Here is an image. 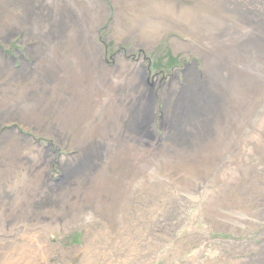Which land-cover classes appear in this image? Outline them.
I'll return each mask as SVG.
<instances>
[{"label":"rangeland","instance_id":"obj_1","mask_svg":"<svg viewBox=\"0 0 264 264\" xmlns=\"http://www.w3.org/2000/svg\"><path fill=\"white\" fill-rule=\"evenodd\" d=\"M37 1L49 8L44 25L73 15L56 49L19 27L2 39L13 18L0 13L1 60L28 73L24 83L0 76V104L13 111L0 121V264H264V36L240 15L259 1ZM150 7L202 11L218 27L191 36L155 14L166 25L156 41L118 42L124 17ZM78 29L102 51L92 72L78 64ZM189 69L205 100L197 121L187 113L174 126ZM140 70L154 97L148 130ZM43 74L63 107L25 101L40 96Z\"/></svg>","mask_w":264,"mask_h":264},{"label":"bare ground","instance_id":"obj_2","mask_svg":"<svg viewBox=\"0 0 264 264\" xmlns=\"http://www.w3.org/2000/svg\"><path fill=\"white\" fill-rule=\"evenodd\" d=\"M258 1L259 2L258 5H256V8L251 7L249 5H243L244 12H241L240 15L244 16V18L246 19H250V17L253 16L256 17L255 21L253 20L255 26L254 30L259 35L264 36V20H261L259 14L256 12L258 11L262 13L257 8L259 7V3L261 4V7H264V0H258ZM209 2L216 4L218 3V0H210ZM223 2H227V0H223ZM0 3H1L0 13L5 15L6 14L10 15L13 18V21H7L8 22L6 26L7 30L1 33L2 39H7L14 30V28L19 27V29L24 30L25 32L24 37H36L42 35V37L44 36L43 38H45L46 43L49 44L54 43V45L56 44L55 45L56 49H60L64 46L65 41H62V37L65 33L64 32L65 27L62 24V21L63 20L68 21L70 19V17L73 15L71 11L69 10H66L65 12L59 11L60 16L58 17V19H55L56 20L55 22L51 23V21H48L46 22L47 25H44L45 16L49 17L48 14L49 8H47V5L45 3L38 2L37 0H0ZM153 8L154 7H150L149 8L150 10L147 11L145 10L147 15L141 13V14H134L133 17H129V18L124 17L123 26L122 25L117 26L116 35H115L117 41L120 42L123 40L126 41L128 39H131L134 40V42L137 45H142V46L156 41L158 39V33L164 31L166 25L162 21L155 20L154 17H151L155 14L171 18V20H174V22L176 21L177 23L180 24L184 23L185 26L187 27L188 33L191 36H196V34H200L202 31L208 29L209 27H216V28L218 27V24L212 19L208 18L202 11L195 12L192 14L190 13L187 14L186 11L182 10L180 12H174V14H172L168 10V8H161V7L154 9ZM224 8L225 7H223V9L219 8V11L225 12L226 10ZM234 8L236 7L234 6ZM39 13L44 15L42 20L39 17H37L41 15ZM34 24L36 26H33ZM42 28L44 31L41 33ZM76 33L77 36L73 42V48L78 50L81 56L79 60L80 63L78 64L80 65L82 64L81 66L85 67L86 71L92 72L93 68L90 61L91 60L93 61L97 58L96 59L97 67H101V62H102V59L100 58L102 57L101 49L95 43H92L91 45L90 43H87L86 40L84 39V35L81 30L78 29ZM86 46L89 47V50L86 49ZM261 51H263V48ZM5 56L6 55L3 56L2 60L0 57V76L4 77L5 75H8L9 78L11 77H13L14 79L19 78V82L24 83L28 73L24 72L22 68L20 70L13 69L12 64H10V61H8V59H6ZM120 63L118 64L120 65ZM209 73L214 77L219 76L216 73V69L214 68H210ZM137 74H139L137 76V78H139L138 82L141 85L146 86L145 93H141L140 95V99L143 101H142V107L140 106L141 116L139 123L140 124L143 123V125H145L146 129L148 130V128L150 129V127H148V125L146 124L148 123V121H150V118L152 116V106H153L154 97L152 91L150 90V88H148V85L145 83L144 71L141 72L137 71ZM42 77L44 81L38 80L37 83H42L43 88L33 90V91H38L40 93V96L27 97L25 98V101H27L31 106H38L42 103H48L49 110L63 107V104L66 100V94L63 93V91H61L58 87H54L53 85L47 87L44 84L45 81L49 82L51 80L50 82H52L54 80V77L49 78L48 76H45V74H43ZM0 79H2V77H0ZM186 83L188 87L187 88L184 87L181 93L178 96H176L177 98H174L175 99L174 107H173V114L175 118L174 126L179 125V123H182V121L185 123L184 117L187 116V113H190V115L188 114L190 116V121L195 120L197 117H199L200 116L199 112H201V110H196V109L198 108L201 109L200 103L204 102L205 100L202 94L200 93L198 94L200 89V85H199L200 81L198 79L197 73L194 74L191 71V69L187 71ZM1 88L2 85L0 84V89ZM180 89L181 88H178L177 91H179ZM189 98H191L193 102L199 101V104L188 103ZM196 105L199 107H196ZM207 106H210L211 109H216V107L218 108V104L214 100H208ZM23 107L24 110L25 109L28 110L29 112L28 116L32 117L30 110L25 105H23ZM40 114L41 116H45L44 111H40ZM10 115H13V111L11 110L10 106L0 104V121L2 118L4 119L5 117H8ZM190 121H186V122H190ZM130 126H132V129H135L136 132L139 131L141 134L144 133V129L142 128V125L140 126L139 129H137L135 127L139 125L131 121Z\"/></svg>","mask_w":264,"mask_h":264}]
</instances>
